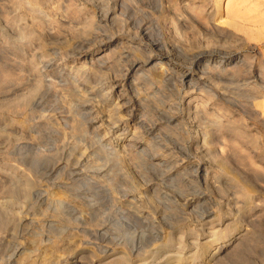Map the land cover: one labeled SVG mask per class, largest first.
<instances>
[{
	"label": "rangeland",
	"instance_id": "374dc122",
	"mask_svg": "<svg viewBox=\"0 0 264 264\" xmlns=\"http://www.w3.org/2000/svg\"><path fill=\"white\" fill-rule=\"evenodd\" d=\"M59 199L112 230L78 264H264V0H0V264Z\"/></svg>",
	"mask_w": 264,
	"mask_h": 264
},
{
	"label": "bare ground",
	"instance_id": "6f19581e",
	"mask_svg": "<svg viewBox=\"0 0 264 264\" xmlns=\"http://www.w3.org/2000/svg\"><path fill=\"white\" fill-rule=\"evenodd\" d=\"M116 8V7H115ZM115 14V13H114ZM137 64H135V63H132V67H135ZM254 108V107H253ZM252 107H248V109L249 110H251L252 111V109H253ZM32 191V190H31ZM31 191H28L29 193H31ZM57 198V197H56ZM5 201V200H4ZM54 201V200H53ZM56 201V203H57V205H59V207H57V208H59L60 209V213L61 214H57V213H55L54 214V216L56 217V219H55V217H54V219L53 218H51L49 221H48V223H47V227L49 228L48 229V235H49V237H47V238H45V236H44V238L45 239H43L41 242H43V244H44V248H42V251L41 252H39V253H42V256H43V260H41V263L42 264H49L50 263V261H52L54 264H62L63 263V259H64V257H66L65 256V254L64 253H66V252H69V250H71L70 251V253L68 254V259H69V262L67 261V264H78L79 262H80V258L82 257L81 255L83 254V252H85V249H87V250H89L88 248H87V246H85L86 244H87V242L86 241H84L86 244L85 245H83V241H82V239L81 238H79V236L81 237V235L83 236H85L86 238H87V236H89V237H102V238H105V239H107V238H109L110 236H111V234H112V230H111V228H109V227H107V226H104L105 224H103V222L101 223V225H98V226H95V228L94 229H89V227H88V223L89 222H92V219L95 217L96 218V214H94L93 212H94V207H92V205L91 206H88V207H86V208H84L83 207V209L82 210H77L75 207H73V206H70V205H68V204H66V203H64V201L63 200H55ZM0 203H2V204H0V211H2V212H4V210H7V209H9L10 210V212H9V220L10 221H12V220H14L15 218H18V220L17 221H20V223L21 222H24L23 224L26 226L28 223H30V221H32V220H34V218H36V216H34V217H27L26 215H24V216H22L21 215V212H20V208L19 207H21V206H19L18 208H14V207H12L8 202L7 203H3L2 201H0ZM26 203V202H25ZM25 203H23V205L25 204ZM113 204V203H112ZM28 205V204H27ZM131 205V204H130ZM25 206V205H24ZM54 206V209L55 210H57L55 207V204L53 205ZM138 206V205H137ZM132 207V206H131ZM131 207H130V209H131ZM136 206H134V208H135ZM23 209H24V207H22ZM26 208V207H25ZM52 208V207H51ZM127 208V207H126ZM148 206H144V207H142V206H138V207H136L135 209H136V212H133V211H125V214H124V216H125V218H127V219H129L130 221H137V222H142L143 221V219L146 217V215H147V212H148ZM80 209V208H79ZM116 209V208H115ZM125 209V208H124ZM128 209V208H127ZM27 210V209H26ZM117 210H118V208H117ZM120 210V209H119ZM22 211V210H21ZM28 211V210H27ZM48 211V210H47ZM53 211V210H52ZM121 211V210H120ZM119 211V212H120ZM55 212V211H54ZM53 213V212H52ZM118 213V212H117ZM124 213V212H123ZM31 214V213H30ZM33 214L35 215V213H33L32 212V215L31 216H33ZM44 214V213H43ZM42 214V215H43ZM68 215V218H65V220H66V223H65V221H63L64 219H63V215ZM102 214V213H101ZM100 214V215H101ZM116 214V213H115ZM46 215V214H45ZM44 215V216H45ZM50 215V214H49ZM66 215H65V217H66ZM99 215V216H100ZM121 215V214H120ZM123 215V214H122ZM122 215L120 216V217H122ZM52 216V215H51ZM63 216V217H62ZM43 216H41V218H42ZM46 217V216H45ZM104 217V216H103ZM108 217V216H107ZM120 217H119V219H120ZM57 218H58V220H57ZM100 218V217H99ZM39 219L40 218H38V221H39ZM97 219V218H96ZM36 220H37V218H36ZM40 220H42V219H40ZM107 220V219H106ZM98 221V220H97ZM101 221H102V219H101ZM126 221V220H125ZM129 221V222H130ZM4 222V221H3ZM37 222V221H36ZM43 222H44V219H43ZM42 222V223H43ZM123 223V222H122ZM36 224V223H35ZM39 224H40V221H39ZM98 224V223H97ZM119 224V223H118ZM125 224L127 225V223L125 222ZM5 225V224H4ZM31 225V224H30ZM33 225H34V223H33ZM86 225H87V227H86ZM25 226H23L22 225V227H24V229H25V231H26V227ZM40 226V225H39ZM41 226H43V225H41ZM40 226V227H41ZM17 227V226H16ZM20 227V226H19ZM21 228V227H20ZM20 228H18V229H20ZM27 228H28V226H27ZM31 228V227H30ZM36 228V227H35ZM8 229V228H7ZM40 229V228H39ZM43 229H44V227H43ZM9 230V229H8ZM23 230V229H22ZM31 230V229H30ZM18 231V230H17ZM33 231H34V229H33ZM37 232H38V230H36ZM43 231H45V230H43ZM7 232V231H6ZM21 232V231H20ZM24 232V231H23ZM37 232H34V234L35 235H39V233H37ZM39 232H40V230H39ZM42 232V231H41ZM46 232V231H45ZM52 232H55V233H52ZM26 233V232H25ZM33 233V232H32ZM51 233V234H50ZM8 234V233H7ZM27 234H29L28 232H27ZM45 234V233H44ZM5 235V234H4ZM41 236H42V234H40ZM46 235H47V233H46ZM29 236H31L30 234H29ZM84 237V238H85ZM7 238V237H6ZM85 238V239H86ZM84 239V240H85ZM89 239V238H88ZM88 239H86V240H88ZM30 240V239H29ZM101 240V239H100ZM3 241V240H2ZM102 241V240H101ZM88 242H89V240H88ZM58 243H64L65 245H66V247H67V249H66V252H64V253H62L63 251H64V249H65V247H63L64 249H63V251L61 252V253H56V254H53L52 252H51V254H53V255H50L49 253H47L48 251V249H52V248H54ZM89 243H91V242H89ZM1 244V243H0ZM42 244V243H41ZM22 245V244H21ZM119 245V244H118ZM29 246V245H28ZM96 246V247H95ZM161 246H164V244H162V245H160V247ZM21 247V246H20ZM32 247V246H31ZM57 247H59V244H58V246ZM56 247V248H57ZM90 247V246H89ZM95 247V248H94ZM94 247H92V248H94V249H96L97 251H100V252H103V253H105V252H110L109 253V255H108V257H109V261H107L106 260V262H112V261H115V260H119L120 258H122V253H123V251L119 248V249H117V246H116V248H111V247H109V246H103L102 244L101 245H94ZM121 247V246H120ZM159 247V246H158ZM18 248V247H17ZM29 248V247H28ZM33 248V247H32ZM55 248V249H56ZM22 249V248H21ZM20 249V250H21ZM37 249V248H36ZM58 249V248H57ZM69 249V250H68ZM109 249H110V251H109ZM18 250V249H17ZM26 251H27V249H25ZM32 250V249H31ZM61 250V249H60ZM93 250V249H92ZM158 250V249H157ZM19 251V250H18ZM17 251V252H18ZM34 251V250H33ZM56 251V250H55ZM59 251V250H58ZM57 251V252H58ZM95 251V250H94ZM155 251V250H154ZM16 252V253H17ZM20 252V251H19ZM90 252V251H89ZM91 252H93V251H91ZM96 252V251H95ZM100 252H99V254H100ZM26 253V252H25ZM20 254V253H19ZM30 254V253H29ZM29 254H28V256H29ZM106 254V253H105ZM86 255H88V254H86ZM85 255V256H86ZM90 255H92V254H90ZM39 256H41V255H39ZM41 256V257H42ZM93 256V255H92ZM22 257V256H21ZM18 258V257H17ZM40 258V257H39ZM106 258V257H105ZM67 259V258H66ZM40 261V260H39ZM90 261V260H89ZM101 262V261H100ZM99 262V263H100ZM40 263V262H39ZM40 263V264H41ZM52 263V264H53ZM147 263V262H146ZM66 264V263H65Z\"/></svg>",
	"mask_w": 264,
	"mask_h": 264
}]
</instances>
